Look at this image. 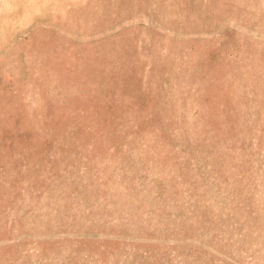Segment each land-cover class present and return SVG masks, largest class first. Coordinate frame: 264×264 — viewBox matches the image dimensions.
Wrapping results in <instances>:
<instances>
[{
	"label": "rangeland",
	"instance_id": "1",
	"mask_svg": "<svg viewBox=\"0 0 264 264\" xmlns=\"http://www.w3.org/2000/svg\"><path fill=\"white\" fill-rule=\"evenodd\" d=\"M0 264H264V0H0Z\"/></svg>",
	"mask_w": 264,
	"mask_h": 264
}]
</instances>
